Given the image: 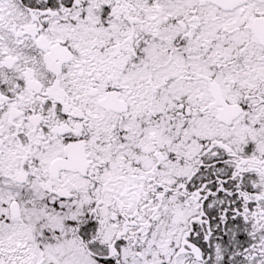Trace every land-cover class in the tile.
<instances>
[{"label":"snow or ice","instance_id":"snow-or-ice-1","mask_svg":"<svg viewBox=\"0 0 264 264\" xmlns=\"http://www.w3.org/2000/svg\"><path fill=\"white\" fill-rule=\"evenodd\" d=\"M0 264H264V0H0Z\"/></svg>","mask_w":264,"mask_h":264}]
</instances>
